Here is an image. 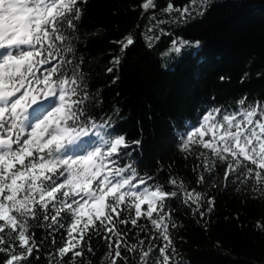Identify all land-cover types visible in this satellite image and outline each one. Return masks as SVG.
Here are the masks:
<instances>
[{
	"label": "snow or ice",
	"instance_id": "6c2138e0",
	"mask_svg": "<svg viewBox=\"0 0 264 264\" xmlns=\"http://www.w3.org/2000/svg\"><path fill=\"white\" fill-rule=\"evenodd\" d=\"M87 2L0 0V264H27L34 253L40 259L44 240L37 242L34 227L51 237L44 253L48 264H92L86 251L94 255L95 237L107 248L102 264H129L130 259L132 264H183L172 232L180 225L168 201L177 199L193 217L206 220L215 208V197L206 189L217 187L218 167L224 188L231 178L235 191L243 185L264 201V101L245 95L232 110L205 108L176 131L184 158L195 156V183L204 191L178 176L159 182L141 175L127 151L141 142L130 143L111 130V115L97 119L93 114L102 101L90 95V77L75 55L81 5ZM207 4L190 0L181 8L167 0L160 12L169 20L148 17L155 24L142 33L147 47L168 34L160 25L187 23L197 6L203 15ZM156 6L155 0L140 5L144 11ZM154 29L160 35H151ZM112 43L119 53L112 55L108 73L135 38L129 31ZM199 46L198 40L176 37L164 55ZM113 112L118 115L119 108ZM256 227L264 231L260 221ZM57 233H62L59 240Z\"/></svg>",
	"mask_w": 264,
	"mask_h": 264
},
{
	"label": "trees",
	"instance_id": "16d2710c",
	"mask_svg": "<svg viewBox=\"0 0 264 264\" xmlns=\"http://www.w3.org/2000/svg\"><path fill=\"white\" fill-rule=\"evenodd\" d=\"M171 2L181 8L190 4V0ZM155 3V9L144 11L142 0H88L81 5L75 55L83 60L82 70L90 77V95L102 101L93 114L97 119L111 115V130L125 134L130 143L141 142L127 149L131 153L128 162L141 175L147 173L159 182L173 175L204 191L195 183V156L184 158L176 131L182 130L185 121L197 119L205 108L232 110L245 95L249 100L264 101V0H208L203 15L197 14V6L187 23L176 20L160 25L167 35L154 29L151 35H160V39L149 48L142 33L155 21L148 17L155 14L157 20L170 19L160 12L167 0ZM129 31L135 43L126 50L120 65L108 73L112 55L119 53L112 41ZM176 37L198 40L200 46L165 56ZM114 108H119L118 115ZM216 172L220 174L217 187L206 189L215 197V208L206 220L193 217L177 199L168 201L173 219L180 225L172 232L183 264H264V231L256 227L257 221L264 224V201L245 191L243 185L235 191L231 178L229 187L224 188L223 169L218 167ZM140 223L151 231L147 221ZM33 231L37 242L44 243L40 259H35L34 253L27 264H48L44 253L50 250L51 237L44 228L34 227ZM61 234H56L57 240ZM144 235L139 233L141 238ZM129 238L134 242L136 236L130 232ZM92 247L94 255L86 251V258L92 264H102L100 258L107 251L104 241L95 237Z\"/></svg>",
	"mask_w": 264,
	"mask_h": 264
}]
</instances>
